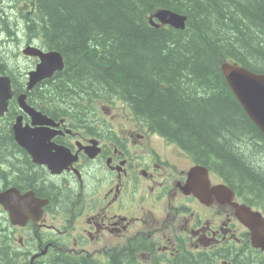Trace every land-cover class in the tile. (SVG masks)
<instances>
[{
  "label": "trees",
  "instance_id": "trees-1",
  "mask_svg": "<svg viewBox=\"0 0 264 264\" xmlns=\"http://www.w3.org/2000/svg\"><path fill=\"white\" fill-rule=\"evenodd\" d=\"M161 9L186 15V28L153 25ZM0 36L18 47L0 46V74L11 77L15 92L24 46L58 51L64 70L33 95H68L80 113L94 100L125 99L151 132L264 212V135L222 70L230 62L264 74V0H0ZM65 82L78 84L73 91ZM12 121L0 120V151L13 148ZM14 242L0 229V264H29ZM259 254L251 248L236 262L264 264ZM47 264L94 263L58 253ZM131 264L139 263L134 257Z\"/></svg>",
  "mask_w": 264,
  "mask_h": 264
},
{
  "label": "flooded vegetation",
  "instance_id": "flooded-vegetation-1",
  "mask_svg": "<svg viewBox=\"0 0 264 264\" xmlns=\"http://www.w3.org/2000/svg\"><path fill=\"white\" fill-rule=\"evenodd\" d=\"M22 54L16 65L23 59L32 65L27 71L17 66L21 89L0 118L13 117L12 133L20 116L24 126L35 128L19 103L24 94L27 105L48 118L43 128L50 139L43 163L16 142L9 153H0V194L15 189L44 203L40 219L23 226H14L0 203V229L6 234V221L13 225L21 261L47 264L60 253L94 264H131L132 257L140 264H180L182 258L190 264H237L251 250L250 235L233 205L213 191L226 185L216 173L209 170L210 188L199 191L203 195L188 184L193 168L201 165L141 120L127 117V127L97 128L99 103L80 113L69 102L55 107L50 102L55 98L33 95L43 82L29 90L28 74L40 61ZM103 110L111 112L109 105ZM244 201L234 192L233 203Z\"/></svg>",
  "mask_w": 264,
  "mask_h": 264
},
{
  "label": "water",
  "instance_id": "water-1",
  "mask_svg": "<svg viewBox=\"0 0 264 264\" xmlns=\"http://www.w3.org/2000/svg\"><path fill=\"white\" fill-rule=\"evenodd\" d=\"M153 17L162 25H168L178 30H184L187 25V16L172 10L162 9L156 12ZM153 25L159 23L151 20ZM30 57L39 58L37 69L29 73L28 89H33L38 83L51 79L57 72L64 69V58L57 51L45 52L37 47H28L25 52ZM226 80L236 96L239 103L253 123L264 134V74L252 72L237 64L226 62L222 66ZM13 98L12 80L10 77L0 75V114L3 116L8 111L10 100ZM26 95L19 98V103L25 114H28L33 126H24L23 117L17 118L13 126L14 138L16 142L33 157L35 162L43 163L48 152L47 134L42 126L50 124L47 119L27 105ZM36 126H40L37 127ZM199 191H207L210 188L208 170L203 167H195L190 173V186ZM194 191V190H193ZM219 200H227L233 205L238 219L249 229L251 233L252 245L264 251V217L259 211H254L251 207L233 203L234 191L228 186H218L213 189ZM194 191L202 199L204 192ZM204 195V194H203ZM205 200V199H202ZM0 203L5 204L10 212V220L13 225H25L30 219L38 221L42 215L44 203L38 201L32 194L21 196L17 190H12L6 194H0Z\"/></svg>",
  "mask_w": 264,
  "mask_h": 264
},
{
  "label": "rangeland",
  "instance_id": "rangeland-1",
  "mask_svg": "<svg viewBox=\"0 0 264 264\" xmlns=\"http://www.w3.org/2000/svg\"><path fill=\"white\" fill-rule=\"evenodd\" d=\"M2 37V36H0ZM4 40H7V38L3 37V39L0 40V46L4 47V48H11V50H9L8 52L11 53L12 51H18V47L15 46V48L12 46H9L7 47L4 43ZM16 61V60H15ZM22 64H25V65H22ZM30 66L32 65L31 61L29 60H26V59H23L21 61V64L20 65H17L21 70H25L26 68V65H29ZM77 84L76 82H73V83H70V82H65L64 83V86H67V89H71L72 88V85H75V88L77 87ZM74 88H72L73 90ZM74 91V90H73ZM92 96V95H91ZM90 96V97H91ZM57 98V99H56ZM55 99H51V104L52 105H55V107H60L59 105V102H62V103H67L69 102L70 100V97L68 95L65 96V98H60V97H56ZM99 105L102 107L101 109V113H100V117L102 119V123H99L97 125V128H102V124H105L107 126V124H113L115 127H127L129 125V122L127 120V117L128 118H134L136 120H140L134 113H133V110L132 108L130 107V105L128 104L127 101H125V99L121 98L120 99H113V100H107V99H101L98 101ZM75 106H77L75 103H73ZM126 105L127 108H122L123 105ZM104 105H109V108L111 109V112L110 114H106L105 111L103 110V107ZM92 105L88 104L87 106V109H89ZM110 115H115L116 118L112 119ZM159 135V134H157ZM160 136V135H159ZM14 147V146H13ZM10 152V151H7V150H3L1 149V153L2 152ZM262 162L264 163V159L262 160ZM180 164V163H179ZM220 177V176H219ZM222 180V178H221ZM1 225V223H0ZM5 227L7 228V232L6 234L7 235H10L11 238L13 239V236H14V233L12 232V227L13 225L9 222V221H6L5 223ZM14 245L17 247V245L15 243L18 244L17 242V239L14 240ZM19 245V244H18ZM134 257H132L133 259ZM138 261V259H137ZM146 261L145 259H143L142 262ZM133 262V261H132ZM140 264V263H139Z\"/></svg>",
  "mask_w": 264,
  "mask_h": 264
}]
</instances>
